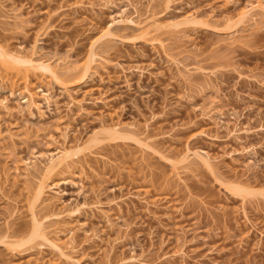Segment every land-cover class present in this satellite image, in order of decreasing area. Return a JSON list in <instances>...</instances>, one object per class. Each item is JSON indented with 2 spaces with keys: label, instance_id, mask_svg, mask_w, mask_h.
I'll return each instance as SVG.
<instances>
[{
  "label": "rangeland",
  "instance_id": "rangeland-1",
  "mask_svg": "<svg viewBox=\"0 0 264 264\" xmlns=\"http://www.w3.org/2000/svg\"><path fill=\"white\" fill-rule=\"evenodd\" d=\"M0 1L4 3L3 10L6 12L10 7L16 12L19 10V16L16 17L23 20L18 24H14L12 19L4 22L0 20V43L4 41L2 44L5 43L10 48L24 47L29 51L32 43L36 42L33 47H36L37 53L49 57L52 61L60 58L81 64L87 58L88 28L96 34L110 24L113 36L116 35L106 43L109 47L105 50H103L105 45H98V51L107 58L108 62L106 60L105 62L108 65L100 68L99 74L85 87H95L90 96H103L108 102L106 105L87 103L82 112L76 111L75 108L73 111H67L64 106L67 99L62 95L60 88L52 83L57 104L52 105L51 110L41 105L45 111L43 117H39L35 109L32 117L28 116L26 110H22L21 113L19 111L21 106L12 98H9L8 104L10 112L15 113L7 116V113L4 114L5 111L0 110V132L2 131L0 134L4 133L5 137L9 131H13L11 133L16 135L15 140L20 141L19 137L22 138L20 145H18L20 142L13 145L6 137L1 139L0 168L4 165L2 158L12 157L14 151L21 156L28 155L26 148L29 143V146L34 144L37 149L42 147L41 143L44 147L39 150H44L45 143L49 142V139L45 138L52 136L56 145L58 143L74 146L78 142L81 147L78 156L73 157L75 160L72 163H75L74 166L77 165L74 172L57 170L51 177V181L56 182V186L59 187L61 198L69 201L72 207L76 202L85 199V196L89 202L96 200L98 196L97 199L104 203L111 197L126 195L128 191L138 192L141 196H147L149 200L158 203L159 206L151 211L154 212V216L147 212L136 198L121 203L119 212L121 215L115 206L112 205L110 208L105 203L102 208L106 211L108 209L110 218L114 219H111L113 222L111 226L103 218L101 211L100 213L87 211L86 215L80 216L78 221H84L89 232L83 234L79 231L75 242L77 251L73 254L82 264H130L126 259H129L131 254L143 260L140 264H264V15H258L257 22L247 26L245 30L239 29L234 42L227 34L233 30V26L230 24V27L223 19L226 16L235 18L244 6L254 0H170L168 5L163 0H156L159 4L153 3V8H156L158 15L162 17L161 27L143 36L134 26L110 23L111 18L121 15V8L127 0H111L112 3H108L110 0ZM75 1L83 2L84 9L89 6L90 8L84 10L82 4L81 7L77 4L78 8H81L79 10L77 6L74 7ZM131 1L136 8L139 5V8H133L130 4L126 7V4L125 8L123 7V15L129 14L134 19H144L148 14L144 8L147 0ZM60 3H69L67 8L71 6L73 8L67 10L65 7V11L62 10L64 8L56 9ZM103 4L110 5L104 7ZM196 11L200 15L199 21L186 32L189 36L179 38L176 34L178 32L174 33L168 27L171 19ZM153 37L165 40L172 55L176 56L183 52L181 59L188 63L195 61L193 60L195 57L191 55H196L198 64L205 67L206 75L192 73L194 78L191 75L189 79L192 80L187 79L188 81L180 78L179 70L166 62L161 49L155 47L154 40H151ZM187 38L191 39L192 43L185 42ZM184 53L191 58L185 57ZM110 62L116 64H109ZM120 63L125 67L130 64L146 66L150 72H145L142 76L138 75L137 71H129L126 75ZM118 64L122 72L119 71ZM1 72L7 74L9 80H13L17 87H21V73L3 70ZM79 73L74 78L78 77ZM30 83L36 84V79L32 77ZM6 92L4 89L1 90L0 97ZM87 95L81 89L78 90V98L89 97V94ZM209 100L213 102L212 106L215 103V107L227 111L225 123L216 125L200 116L199 108L210 107ZM55 106H58V114ZM237 113L238 115H235ZM114 122H120L122 130H126L122 132L129 138L117 137L115 140L102 132V123L111 125ZM147 123L148 130L151 131L147 133L152 134L153 147L159 149L161 156L156 152H143V160L140 157L142 151L138 147L139 144L133 139L142 137ZM235 125L249 130H246V133L241 131L242 138H237L229 133V129ZM169 130L173 134L168 139L160 136L161 133L158 134ZM95 135L100 141L90 143V139ZM186 143L190 147L206 150L213 157L217 169L215 173L199 165L194 168L193 165L191 169L181 172L184 182L176 179L168 164V157H172L174 151L183 150ZM52 145L53 143L50 144V149ZM103 158L108 162H104ZM82 162L83 165L80 164ZM11 163L13 164L12 161H7L5 164L13 166ZM12 177L9 179V187L6 185L3 188L12 199L11 202L6 203L0 194V234L8 230L13 233L7 231L8 235L11 234L8 239H19L20 244L24 241L20 246H16V249L26 253L27 246L35 247V242H38L36 239L32 241L28 239L32 229L28 215L29 203L33 201L30 188L32 186L22 177H19L18 181L17 179L12 181ZM1 179L3 178L0 177ZM80 181L84 184L83 188L79 186ZM114 182L121 185V188L110 190ZM233 183L246 186L249 191L243 197L238 192L235 194ZM80 189H83L84 195L78 194ZM11 203L15 204L10 205ZM165 204L169 205L167 209L163 207ZM13 205L17 207L14 215L8 214ZM59 207L61 204L57 202L53 209H60ZM242 207L252 222H245L248 220L242 216ZM116 211L120 217L118 219ZM6 220L9 222H7L9 228H4ZM125 224L128 228H125ZM179 226L184 230L183 234L179 231ZM90 232L96 235L91 239L87 240V237L85 239L84 236L90 235ZM117 234L123 235L122 242L114 240L118 237L115 236ZM61 238L64 239L63 236ZM12 239L11 241H15ZM2 242L0 240V264L34 262V258L23 253H12L9 246L3 245ZM109 244L113 246L110 254H107L105 251L110 248ZM179 244H183V250L186 252L185 261L177 255L173 256ZM54 257L49 253L45 254L44 264H69L62 261L56 263Z\"/></svg>",
  "mask_w": 264,
  "mask_h": 264
},
{
  "label": "bare ground",
  "instance_id": "bare-ground-1",
  "mask_svg": "<svg viewBox=\"0 0 264 264\" xmlns=\"http://www.w3.org/2000/svg\"><path fill=\"white\" fill-rule=\"evenodd\" d=\"M160 1H162V0H160ZM163 1L166 2L168 5V2L170 0H163ZM47 2H48V0H47ZM49 2H50V0H49ZM75 2H76L75 3L76 5L72 4V5H75L74 6L75 8H76V6L78 8L77 4H79V7H81V4H82V6H83L82 9H84L85 5H83V2H81V1H79V2L75 1ZM109 2L112 3L111 0L108 1V3ZM63 3L62 4L60 3L59 7H61V8H59V7L58 8L54 7V8H56V9L64 8L62 10L65 11V9L67 8L69 3L68 4H66V3L63 4ZM91 3L89 2V4H91ZM105 3H107V2H105ZM153 3H155V4L157 3V5L159 4L158 2H156V0H147L146 7H144V8H146L145 11L148 14L146 16L144 15L145 16L144 19H134V17H131V15L129 16V14L123 15L124 14L123 13L124 8H125L124 6L126 4H127L126 7L128 6V4H130L133 8H136L135 4L134 3L132 4L131 0H127V3L123 6L124 8L123 7L121 8L122 13H121V11H119L121 13V15L119 14V16L117 18H111L110 23L111 24L120 23V24H124V25H131L132 27L134 26L137 28V30L140 32V34L142 36L149 34L152 32V30L155 31L159 28V26L161 25L160 24L161 23L160 18H162L158 15V11H156L157 9L155 8L156 9L155 10L153 8ZM3 4L4 3H2V2L0 3V16L2 15L1 16L2 19H0V20L1 21L3 20V22H4L5 20H8V19L11 20L12 19L11 21H14V24L15 23L16 24L22 23V21H23V20H21L22 18L21 19L17 18L19 16L18 13H20L19 10H17V12H16L15 10L11 9V7H10V8H8L9 11L7 10V12H6L5 10H3L5 8ZM89 4H88V6H89ZM160 4H162V3L160 2ZM103 5H105L104 7H108L110 4L109 5L103 4ZM69 6H71V5H69ZM165 6H166V4H165ZM71 7H68V8H71ZM93 7H94V5H93ZM68 8H67V10H68ZM88 8H90V6ZM88 8H85V9H88ZM138 8H139V5L136 9H138ZM78 9L80 10L81 8H78ZM91 9H92V7H91ZM91 9H89V10H91ZM136 9L134 10L135 12H137ZM48 11L50 12L51 10L48 9ZM59 11H61V10H59ZM73 11H74V9H73ZM59 15H61V14H59ZM258 15H260V16L264 15V0H254V1L249 2V4L247 6H244L238 12V14L235 16V18H232L230 16L224 17L223 19L227 23H229L228 25L230 26V24H231V26H233V30L227 32V34L230 35V37L233 40V41L232 40L231 41L232 42L235 41V39L237 38V32L238 31H240L241 29L245 30V28L247 26H250V25L254 24L255 22H257L256 18ZM56 17H58V16H56ZM111 17H112V15H111ZM199 17H200L199 12L196 11V12H192V13H187V14H185L181 17H178L176 19L173 18L168 22V27L171 28L172 30L171 29H168V30H171L174 33L178 32L176 34H178L179 38H182L185 35L189 36L188 34H186V32L189 29L191 30V28L194 24L198 23ZM46 18H48V17L46 16ZM10 20H8V21H10ZM26 24H27V22H26ZM19 25H23V24H19ZM11 26H12V24H11ZM16 26H18V25H16ZM3 27H5V24ZM24 27H25V25H24ZM110 28L111 27L109 24V26L101 28L100 31L97 32L96 34H94V31H92V29L88 28L87 37H89L88 38L89 42L87 45L88 47H87V52H86L87 58L81 64L79 62H73V61H70L68 59H60V58L55 59V61H52L49 57H47V56L44 57L43 55H40L37 53V51L35 49L36 47L35 48L33 47V46H35L36 42L32 43L33 46L31 45V47L29 48L30 49L29 51H28V49L26 51L24 49V47H23V49L10 48L7 44H5V43L2 44V42H4V41H2L0 43V83H1L0 91L4 89L7 91L6 93H8V94L5 93L6 95L5 94L3 96L1 95V97H0V110L1 111L3 110V112L5 111L4 114L7 113V116H9L11 113H13V111L10 112V108H9V104H8V103H10V102H8L9 98H12L16 101V104L18 106H21V109H19L20 112L22 110H24V111L26 110L28 116L32 117L34 114L33 111L35 109L38 112L37 113L38 116L43 117L45 111L42 110L41 105L42 106L44 105L43 107H46L48 110H51L53 108L52 105L57 104L56 103L57 101L55 99V95L53 94V91H52V86H51L52 83H54L55 85H57L60 88L62 95L67 99L66 104L64 105L65 109L67 111H73V109L75 108L76 111L82 112L83 110H85L87 103H92V104L93 103H102V104L106 105L108 102L104 100L103 96H101V95L94 96V97L90 96V94L92 93V90L95 87H89V88H85V87L89 86V82L91 80H93V77L95 75L99 74L98 71L100 68H105L108 65L105 62V60L107 58L102 56V54H100V52L98 51V45H105L103 47L104 48L103 50H105L106 47L107 48L109 47V46H106L107 45L106 43H108L114 36H116V35L113 36V34L111 32L112 28L111 29ZM171 31H169V33H172ZM174 33H173V35H176ZM173 35H172V37H173ZM116 38H118V37H116ZM189 38H187L186 40L184 39L185 42L190 41L191 39L188 40ZM36 40L37 39L35 38V41ZM151 40H154L155 47L157 46L158 49L159 48L161 49V50L160 49L159 50L161 52H163L165 59H166V62L173 64L176 67L177 71L179 70L178 74H179L180 78H182L183 80H187V79L192 80V78L189 79L191 75L193 76L192 73H195V75H196V73L201 74V75L206 73L205 67H202L200 64H198L199 60L196 58V55H191L192 57H195V59L192 58L195 61L191 60L192 62L189 61L190 63H188L187 61L181 59L183 56L182 50H181L182 54H177L180 56H177L176 52H175L176 56H174L171 54V52L169 53L170 49L168 50V48H170V47L167 46L168 44L165 43V40L160 39V37H159V39L158 38L154 39V37H153ZM190 42L192 43V41H190ZM21 45L22 44H20V46ZM193 45H194V43H193ZM179 52H180V50L178 51V53ZM192 52L193 51H191V53ZM184 55L187 58L190 57V56H187V53L186 54L184 53ZM188 55H190V54H188ZM185 57H183V58L185 59ZM106 61L108 62V60H106ZM111 63L116 64L114 62H110L109 64H111ZM199 63H201V60ZM130 65L125 67L123 64H121V69L123 70L124 74L127 75V72H129V71H132V72L137 71L138 75L143 76V74L145 72H150L148 70L149 67L146 68V66L143 67V66H139L137 64L134 66H132V65L130 66ZM118 66H119V64H118ZM121 69L119 66V71H121ZM1 70L8 71V72L13 71L16 74L21 73V77H22L21 78V80H22L21 87H17L15 85V83L13 82V80H9V77H7V74L4 75V73H2ZM236 70H238V69H236ZM78 73H79V76L74 78L75 76H77ZM207 73H208V71H207ZM240 74H242V73H240ZM32 77L36 79V84H34V85H32L30 83ZM173 78H174V76H173ZM193 78H194V76H193ZM126 81H127V79H126ZM261 83H263V81H261ZM80 89L83 91L84 94H86V96H88L87 94H89V97L83 96L81 98H78L77 93H78V90H80ZM183 98H185V96ZM187 98L188 97H186V99ZM211 100L213 102H215L213 99H211ZM211 100H209V101H211ZM212 101H211V104L208 102L210 104L209 105L210 107H208V108H206V106H205V108L200 107L199 110H201V113L200 112L199 113L201 114L200 116H202L205 120L206 119L210 120L211 122L218 125V123L220 124V123L224 122L225 114L227 111L225 109L223 110L221 107H219V108L215 107V103H214V106H212V103H213ZM55 107L57 108V114H58V110H59L58 106H55ZM197 109H198V107H197ZM228 109H230V108H228ZM21 113H19V114H21ZM13 114H11L10 116H12ZM235 115H238V113ZM200 116H198V117L200 119H203ZM234 117H236V116H234ZM56 118H58V117H56ZM119 123L114 122V124H111V125H107V124L102 123V126H101L102 132L106 133L108 136L106 134H103V135H106L107 137H110V138H114L115 140L117 137L121 138V137L127 136L126 138H129V136L127 134L122 132V131H124V129L122 130L123 127L121 128V125ZM232 125H233V123H232ZM148 127H149L148 123L145 124V127H144L145 132L144 131H143L144 133L141 132L142 133L141 135L143 137V138L141 137L142 139L137 138V137H135L133 139L134 136L132 137V139L137 144H139L138 147H140L139 149L142 151L140 157L143 160H144L143 152L148 153V151H151L153 153L156 152L159 155L161 154V152H159V149L157 150L156 147H153V144H152L153 141L151 140V138H153V137L151 136L152 134L149 135L147 133V132H151L150 129L148 130ZM124 128H125V126H124ZM246 130H247V128H244L243 126L242 127H240V126L236 127V125H235L229 129V133L234 134V136L237 138H242L243 135L241 136L240 132L242 131L241 133H244V131H245V133H246L249 129L247 131ZM3 131H4V129H3ZM134 131L135 130H133V132ZM169 131L158 132V134L161 133L160 136H163V137L168 139V138L172 137V134H173V133H171L172 131H170V132ZM6 132L8 133V129L6 130ZM9 132L10 133H8L7 136H5L6 138H8V141H11L13 143V145L15 143L17 144L18 142H20V143H18V145H20L22 138H20L17 134L19 139H21L20 141H17V140H15L16 135L14 133H11L13 131H9ZM95 134H96V132H95ZM134 134L135 133H133V135ZM3 135H4V133H3ZM3 135L0 134V141H2L3 138H5ZM27 137H24V138L27 139ZM47 137H49V138H45V136H44V138L46 140L49 139V142L47 141V143H45L44 150L43 149L39 150L42 147H44V145H41V143H40V146H42V147L40 148L37 145V147H39L38 149L36 148V146L34 147L33 143H32L33 146H29V144H30L29 143L28 146L26 145L28 147V148H26V150L28 149V151H27L28 155L27 154L23 155L24 157L21 156L19 153H16V151H14V153H13L14 155L12 154V151L17 149V147L15 148V146H14L15 149L12 148L13 150L11 149V151H10V154H12V157L2 158L4 165L1 166V168H0V177L3 178V179H1L2 182H0V194H1V197L6 200L5 201L6 203L8 202V204H9V202H11L12 199L7 195L8 193L6 194L4 192L3 188L6 187V185H8V187H9V184H10L9 179L12 177L11 175H13L15 178L14 179L12 177V181L16 180V179L18 181L19 177H22L24 179V181L29 182V185L32 186L30 188H32L33 201L31 203H29V207H28V215H29V220L32 223V229L30 231L31 233H30L29 238L28 237L27 238L31 239V241L33 239H36V241H38V242H35V245H36L35 247L30 248V246H27L26 248L28 250H25L26 248H24L26 253H23L20 250H17L16 246H18V245L20 246L24 241H22V243L20 244L21 240H19V239L15 240V239L11 238L12 240H15V241H11L10 238L8 239V237L11 236V234H13V233L9 232L8 230L5 231L3 229L5 232L0 234V237L2 238V239L0 238V240H1V242L3 241L2 242L3 245L6 244V246L7 245L9 246L8 248H10V250H12V253L13 252H15L17 254L23 253L24 255H26L28 257L34 258V262L33 263L29 262L28 264H31V263L32 264H44L45 261L43 260V257L45 254H48V253L51 254L52 256H55L54 258L56 259V261H55L56 263H59L60 261H62V262L69 263V264H82L80 259H78L75 256V254H73L74 252L77 251V245L75 242H76L77 235L80 233L79 231H81L83 234L84 233L87 234V232H89L88 229L85 227V222L84 221H78V218L80 216L86 215L85 213L87 211L88 212L89 211L90 212L99 211V213L101 211V214L103 213V215H102L103 218L111 226L113 224L111 219H113V218H110V215H109L110 213H108L109 212L108 209L106 211L104 208H102L103 204H105V203L110 208L115 206L114 208L115 209L117 208L118 213L120 212V209H121V203H125V202L129 201L131 198H133V199L136 198L140 203H142L145 207L144 209H146L147 212H151L153 210V208H155L159 205L155 200H152V199L149 200L147 198V196H141L138 192L128 191L126 193V195L121 194L115 198L111 197V198H109L108 201H106L104 203H103V201L101 202V200H98L99 198L97 199L98 194L96 195L97 197L95 196L96 200L91 201V202L86 200V196H85V199H83L80 202H76L74 204V206L72 207L70 205L69 201L66 202L64 199L61 198L60 193H59V189H58L59 187L56 186L57 185V184H55L56 182L54 183L51 181V179H52L51 177L53 176L54 172L56 173L57 170L60 172H61V170H66L67 172L69 170L70 172H74V167H76L77 165L74 166L73 164H75V163H72V161L75 160V159H73V157L76 158V156H78L77 153H79L78 151L81 150L80 144L78 142H76V143L74 142L75 143L74 146L69 145V144H68V146L67 145L64 146V144L59 145L58 143L56 145L54 143L55 139L53 140L52 136H47ZM98 138L95 135V137L93 136V138L90 139L91 142L90 141L89 142L90 143L96 142V141L98 142V141H100V140H97ZM26 139L24 140L25 143L28 140V139L27 140ZM64 139H66V138H64ZM100 139H102V138L100 137ZM5 140H7V139H5ZM149 140H151V141H149ZM41 141H43V140H41ZM37 142H38V140H37ZM12 143H10V144L13 147ZM52 143H53V145H52L53 147H51L52 149H50L49 147H50V144H52ZM171 155H172V157L170 156V158L167 156L168 157V164H170L172 172L174 173V176H176V179L178 181L179 180L183 181L182 175H180L181 172H184L187 169H191V167H193V165H194V168L196 165H199L205 169H208L210 172H214V173L217 170L216 166H215L216 164H214L215 162H213L214 161L213 157L206 150H204L202 148L190 147L189 144H187V143H186V145H184L183 150L176 151V152L174 151V153H172ZM103 160H105L104 162H108L104 158H103ZM7 161H12L13 164L12 163L11 164L13 166H11V165H10L11 167L7 166L8 164L7 165L5 164ZM0 162L2 165V161H0ZM80 164L83 165V162ZM77 170H79L78 167H77ZM72 182H74V181H72ZM82 183L83 182H81V184L79 185L81 188H83V185H84ZM185 183H184V187H186ZM12 186H13V184H12ZM132 186L134 187V185H132ZM230 187H232V186H230ZM119 188H121V185L114 182V183H112L110 190L111 189H113V190L119 189ZM233 189H235V194H237V192H238V194H241L242 197L244 194L247 193V191H249L248 187L243 186V185H238V184L235 185V187ZM187 192L189 193V191H187ZM78 194L84 195L83 189L78 190ZM13 201H14V199H13ZM57 202H59L61 204L62 208L59 207L60 209L55 210V209H53V207H54V205H56ZM12 204H15V203H11L10 205H12ZM167 206L169 207V205L165 204L163 207H165L167 209L168 208ZM10 208H11L9 211L10 213H8V214L12 215L16 211L17 207L15 205H13ZM242 208H243V210L241 211L243 213L242 216L245 217L246 220H248V221H245V220L244 221L245 222L251 221L249 216H248L247 211L245 210V208L244 207H242ZM177 209L178 208H176V210ZM6 210H7V208H6ZM117 211L115 212L116 213L115 215L117 216V219H118L119 215H117ZM119 214L121 215V213H119ZM152 214L154 216V212ZM180 214H182V213H180ZM7 218H9V217H7ZM115 219H116V217H115ZM8 220H6L4 222L6 224V226H4V228L7 227L8 223H9ZM116 220L114 222H116ZM106 222H104V223H106ZM54 225H56V226H54ZM125 225H126L125 228H128V225L127 224H125ZM179 227H177V228L179 229ZM7 228H9V227H7ZM125 230H127V229H125ZM7 231L11 234L8 235L9 233ZM179 231H182L181 234H183V232H184V230L181 227H180ZM95 235L96 234L94 232H92L90 235L84 236V238L87 237V240H88V238L91 239ZM120 235H122V234H120ZM62 236L64 237V239L61 238ZM97 236H99V235H97ZM115 236H118V237L117 238L114 237L115 238L114 240L118 239L117 241H119V240L121 241V237L123 235L119 236V234H117ZM124 236H125V234H124ZM123 238L124 237H122V239ZM28 239H26V240H28ZM114 240H113V242H116ZM240 243H241V241H240ZM109 245H111V244H109ZM179 245L180 246L178 247L176 252L173 254V256L177 255L183 261H185L184 259H186L185 258L186 252L183 250V244H179ZM112 246L113 245H111L110 248L107 249L108 251H105V252H107V254H110L109 251L112 249L111 248ZM21 250L23 251V249H21ZM109 260H110V258H109ZM126 260H129L130 264H140L143 262L142 259H139L136 256H133L132 254H131V256H129V259H126Z\"/></svg>",
  "mask_w": 264,
  "mask_h": 264
}]
</instances>
